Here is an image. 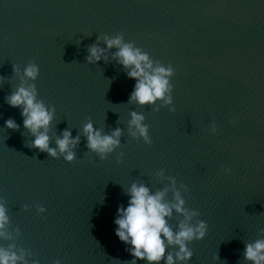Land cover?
Returning <instances> with one entry per match:
<instances>
[{
	"label": "water",
	"instance_id": "1",
	"mask_svg": "<svg viewBox=\"0 0 264 264\" xmlns=\"http://www.w3.org/2000/svg\"><path fill=\"white\" fill-rule=\"evenodd\" d=\"M105 37L172 69L165 99H130L137 81ZM93 46L103 54L89 62ZM30 63L35 80L24 76ZM32 85L52 113L55 157L32 146L22 109L6 102ZM133 112L150 144L132 135ZM88 123L121 130L103 159L88 147ZM65 131L79 137L71 162L56 143ZM133 184L166 190L170 205L178 192L197 213L186 221L173 209L174 232L206 222L205 237L187 243L191 259L175 264H251L245 245L264 239V0H0V248L22 256L17 264H131L115 220Z\"/></svg>",
	"mask_w": 264,
	"mask_h": 264
},
{
	"label": "clouds",
	"instance_id": "2",
	"mask_svg": "<svg viewBox=\"0 0 264 264\" xmlns=\"http://www.w3.org/2000/svg\"><path fill=\"white\" fill-rule=\"evenodd\" d=\"M105 42L109 49L116 47L119 50L115 53V58L126 69H129L128 76L136 80L135 89L130 99L140 105L154 104L157 100L165 99L166 93L169 92L168 77L172 75L171 68L163 66L153 67L152 61L147 54L142 53L139 49L133 48L130 44H122L120 37H105ZM89 62L93 59L99 61L103 54V49L95 46L89 49ZM15 70V69H14ZM39 75V68L36 64L30 63L24 70V76L28 79L35 80ZM35 85L30 87L20 86L11 95L6 97V102L13 108L22 109L21 115L24 117V127L31 131L35 136L32 146L47 151L50 156L55 157L56 149L49 148V136L47 128L52 120V113L46 109L43 102L37 100ZM165 103H171V96L165 100ZM129 121L130 129L135 128L133 136L137 133L144 138L146 143L152 141L148 135V128L142 121L144 116L133 112ZM8 129H17L19 126L13 119L5 122ZM44 129L45 131H40ZM215 131V130H214ZM84 134L88 139V147L98 153L101 158H105L107 153L112 152L119 146V137L121 130L116 129L111 135H102L99 130H95L91 123L84 127ZM79 142V137L71 138V133L65 131L63 138L56 141L60 153H67L65 160L71 162L74 159V152L71 150ZM230 172V169H225ZM130 200L125 208L121 206L118 211V218L115 224L118 225L116 235L125 244H130L129 249L134 257L131 264H136L137 260H146L148 264H175V261L190 260L193 253L188 250L187 243L194 239H203L207 232L206 222H199L193 226L190 223H181L179 231L174 232L168 225L166 218L172 216V211L184 215L186 221H190L192 216L197 215L195 212L189 213L184 209V201L179 193L175 195V204L164 202L166 190L150 194L147 187L133 184L128 190ZM44 211L43 208L40 209ZM8 217L3 205H0V236L4 235L2 231L7 223ZM167 241V245L165 244ZM168 246H176L179 251L166 255ZM244 258L251 264H264V239H258L253 243L245 245ZM22 256H17L15 252H10L0 248V264H17L22 261Z\"/></svg>",
	"mask_w": 264,
	"mask_h": 264
}]
</instances>
